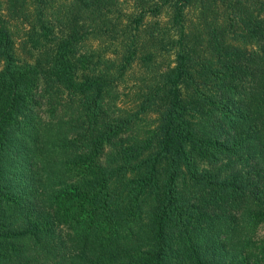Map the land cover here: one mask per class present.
Listing matches in <instances>:
<instances>
[{
    "label": "trees",
    "instance_id": "1",
    "mask_svg": "<svg viewBox=\"0 0 264 264\" xmlns=\"http://www.w3.org/2000/svg\"><path fill=\"white\" fill-rule=\"evenodd\" d=\"M0 264H264V0H0Z\"/></svg>",
    "mask_w": 264,
    "mask_h": 264
}]
</instances>
